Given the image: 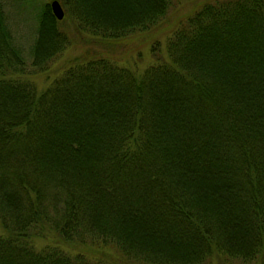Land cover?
Masks as SVG:
<instances>
[{
  "label": "trees",
  "instance_id": "16d2710c",
  "mask_svg": "<svg viewBox=\"0 0 264 264\" xmlns=\"http://www.w3.org/2000/svg\"><path fill=\"white\" fill-rule=\"evenodd\" d=\"M172 2L62 0L100 39ZM38 9L28 60L0 0V264H108L71 242L141 264H264V0L202 3L142 71L77 57L41 89L25 76L70 42Z\"/></svg>",
  "mask_w": 264,
  "mask_h": 264
},
{
  "label": "rangeland",
  "instance_id": "374dc122",
  "mask_svg": "<svg viewBox=\"0 0 264 264\" xmlns=\"http://www.w3.org/2000/svg\"><path fill=\"white\" fill-rule=\"evenodd\" d=\"M4 3L5 16L9 22L15 42L28 60L30 59L31 45L35 37L36 13L44 4L50 5L52 0H2ZM63 9L64 17L60 20L61 28L68 34L69 45L48 66L35 73L30 72L28 77L38 89L44 88L50 81L60 75L63 66L74 58L83 57L92 59L97 57L107 58L122 66H128L135 71H142L154 61L152 53L153 44H159L162 55L165 54V45L168 37L202 3L213 0H173L166 16L151 28L127 34L120 39L98 38L90 32L79 29L69 14V9L58 0ZM102 6V5H101ZM29 63V61H27ZM29 65V64H27ZM30 67H27V69ZM31 70V69H30ZM36 245H45L43 238H36ZM52 240V237H48ZM65 251L76 254L85 253L91 258L105 257L108 264H141L137 261L125 258L121 251L112 244L98 245L91 242L82 244L79 242L65 243L62 245ZM206 264H239L235 260L225 257H211ZM260 264L259 260L251 263Z\"/></svg>",
  "mask_w": 264,
  "mask_h": 264
},
{
  "label": "water",
  "instance_id": "95a60500",
  "mask_svg": "<svg viewBox=\"0 0 264 264\" xmlns=\"http://www.w3.org/2000/svg\"><path fill=\"white\" fill-rule=\"evenodd\" d=\"M49 6L52 11V14L56 17L57 20L63 19L64 9L58 0H52Z\"/></svg>",
  "mask_w": 264,
  "mask_h": 264
}]
</instances>
